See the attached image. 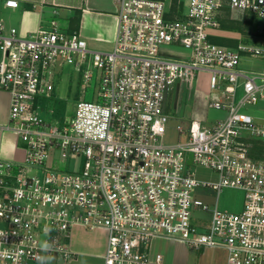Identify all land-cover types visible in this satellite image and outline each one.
Segmentation results:
<instances>
[{
	"label": "built area",
	"instance_id": "2783aa9c",
	"mask_svg": "<svg viewBox=\"0 0 264 264\" xmlns=\"http://www.w3.org/2000/svg\"><path fill=\"white\" fill-rule=\"evenodd\" d=\"M115 1L110 52L89 50L56 21L23 36L0 20V90L11 96L7 129L25 150L23 161L0 158V264L75 260L70 240L77 225L108 232L104 264H162L161 254L150 253L153 239L221 249L225 264H264V159L251 150L252 140L264 139V123L244 112L264 101V65L239 67L242 55L264 62V26L255 43L234 47L208 33L236 14L264 21V0ZM5 5L18 8L16 0ZM162 45H180L191 57H163ZM67 66L81 73V97L75 114L57 118L56 74ZM186 71L207 76V107L228 115L209 126L192 120L188 130L179 128L187 140L167 146V103ZM94 84L98 101L84 100ZM53 153L80 166L51 169ZM193 166L215 171L219 181L195 179ZM199 188L241 190L243 209L211 210L194 197Z\"/></svg>",
	"mask_w": 264,
	"mask_h": 264
},
{
	"label": "rangeland",
	"instance_id": "374dc122",
	"mask_svg": "<svg viewBox=\"0 0 264 264\" xmlns=\"http://www.w3.org/2000/svg\"><path fill=\"white\" fill-rule=\"evenodd\" d=\"M235 18L239 23L235 24L234 29H209L208 33L215 36L214 39L216 40V43L221 40L237 42L230 47L237 46L240 43H255V34L264 26V21L254 17L252 19L253 24L251 30H248L246 24L251 20L250 16L236 14ZM160 55L167 58L189 60L191 57V51L180 45H162L160 48ZM89 65V68H91L94 77L96 78L99 70L93 66L92 62H90ZM263 65L264 62L261 59L252 58L249 55H242L239 62V67L248 71L260 69ZM68 74H72L70 94L66 98L58 100H64L67 102V114H75V112H73L75 109V103L79 97H81V73L77 72L74 67L67 66L59 68L56 74V93L61 95L64 94V84ZM184 76V79L176 84L167 103L170 119L166 124V132L163 137V143L167 146L175 145L181 141L183 142L187 140L186 136L180 135L179 128L188 130L192 120H205L206 122L203 124L209 126L213 123L224 120L228 115V112L225 110H216L207 107L206 99L209 95L208 91L205 90L206 82L202 81L205 77L204 74L197 79L193 76L192 72L186 71ZM96 94L97 84H94L87 88L86 93L83 95L84 100L98 101ZM215 94L216 93L213 92V95L210 96L211 99ZM242 94V88H239V98ZM261 104L262 103L259 102L253 105H247L244 108V112L252 115L257 122L263 124L264 121L258 120L255 117L256 112H254L255 109H260ZM42 117L49 123H54L51 116L42 114ZM261 141H264V139ZM79 166L78 162L70 164L66 161H62L59 153H53L51 159L47 162V167L54 170L67 171L70 167L73 169L78 168ZM191 170L194 178L199 181L207 183H215L219 181V174L208 168L193 166ZM32 173H37V171L33 170ZM194 197L202 201L211 210L218 208L233 213L240 212L243 209L245 201V194L243 191L230 188H225L220 193L210 188H199L195 191ZM200 214L206 216L209 215V213L203 212H200ZM75 227H73L71 231L70 247L72 244L75 249L82 253L79 254L75 260L65 262L63 259L54 256L47 261L30 262L28 264H104V261L94 253L95 250H92L89 245V238L91 237L89 230L87 231L85 228ZM150 253L153 257L157 254H161L164 257L162 264H225L226 262V253L221 249H204L202 251H195L189 249L183 243L170 239H153L150 243Z\"/></svg>",
	"mask_w": 264,
	"mask_h": 264
},
{
	"label": "crops",
	"instance_id": "0c3cea01",
	"mask_svg": "<svg viewBox=\"0 0 264 264\" xmlns=\"http://www.w3.org/2000/svg\"><path fill=\"white\" fill-rule=\"evenodd\" d=\"M6 1L0 0V20L4 22L6 29L16 28L21 35L28 36L40 27L48 28L52 21H56L62 29L69 33H78L85 39L89 50L110 52L114 48L118 12L115 0H16L18 8L15 9L6 7ZM1 57L0 52V59ZM71 75H67L64 94H60L62 99L70 94ZM202 81L206 82L205 90L208 91L206 75ZM260 102L262 103L260 109L254 110L255 117L264 121V101ZM10 108V94L0 90V158L19 162L23 161L25 150L18 136L7 129ZM251 145L254 157L264 159V141L252 140ZM77 227L84 229L80 225L75 228ZM89 233L91 249L104 261L107 231L98 229ZM71 248L78 256L82 254L72 244Z\"/></svg>",
	"mask_w": 264,
	"mask_h": 264
},
{
	"label": "trees",
	"instance_id": "16d2710c",
	"mask_svg": "<svg viewBox=\"0 0 264 264\" xmlns=\"http://www.w3.org/2000/svg\"><path fill=\"white\" fill-rule=\"evenodd\" d=\"M251 20L247 22L246 24V28L249 30H251V27H252V24H253V17H251ZM238 20H230V19H227L226 21H224V24L222 26V28H226V29H234L235 27V24H238L239 22H237ZM228 27V28H227ZM214 41L216 42V40L214 39ZM218 42V41H217ZM220 45H223V46H232V44L234 43H237V42H229L228 41H225V40H221L218 42ZM52 106L54 107L55 109V117L59 118V117H62V116H65L66 114V109H67V102L64 101V100H56V101H53L52 102Z\"/></svg>",
	"mask_w": 264,
	"mask_h": 264
}]
</instances>
